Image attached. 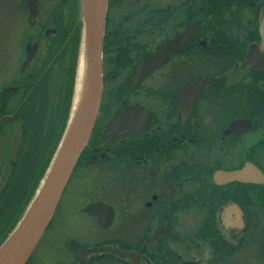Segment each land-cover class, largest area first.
I'll return each mask as SVG.
<instances>
[{"label": "flooded vegetation", "instance_id": "obj_1", "mask_svg": "<svg viewBox=\"0 0 264 264\" xmlns=\"http://www.w3.org/2000/svg\"><path fill=\"white\" fill-rule=\"evenodd\" d=\"M0 7V74L13 82L0 90L5 105L17 93L20 105L40 83L49 88L56 83L57 92L63 82L66 90L72 72L73 86L82 1L36 0L35 12L25 0H0ZM204 7L202 20L192 16L198 8L185 6V22H177L173 33L150 53L133 42L132 27L114 22L108 29L106 8L99 104L78 161L110 162L114 171L123 165L126 197L83 206L82 215L100 232L119 223V238L106 244L68 242L76 264L100 263L107 254L115 264H247L249 258L252 264L263 256L252 244L258 238L264 251V0H206ZM164 24L160 20L158 28ZM193 25L181 48L169 51L157 68L129 86L138 62ZM158 72L167 78L153 77ZM194 78L211 82L198 89L186 114L179 102L186 95L179 94ZM140 89L145 100L130 101ZM152 94H159L161 101L151 103ZM133 105L149 112L146 128L127 133L124 125L116 124L111 132L116 111ZM128 127L144 128L142 118L137 116ZM222 172L242 176L228 179ZM94 202L111 208L112 220L105 229L97 216L84 210ZM98 209L103 219L105 210ZM100 246L115 247L132 258L77 255L80 248Z\"/></svg>", "mask_w": 264, "mask_h": 264}, {"label": "rangeland", "instance_id": "obj_2", "mask_svg": "<svg viewBox=\"0 0 264 264\" xmlns=\"http://www.w3.org/2000/svg\"><path fill=\"white\" fill-rule=\"evenodd\" d=\"M206 0H108L107 5V27H113V23L123 22V26L132 27L134 33L133 42L140 48L145 47L147 53L153 52L161 43L163 37L170 36L175 30L177 22H185L183 12L185 6L192 5L200 16V11H204ZM181 4V5H180ZM204 15V14H203ZM126 16L128 20L126 21ZM206 19V18H205ZM209 19V17H207ZM165 21L164 28L159 29V21ZM84 30V18H82V29ZM4 43V29L1 23L0 7V64L3 62L1 52ZM145 51L142 49L141 53ZM136 51L133 52V56ZM141 55V54H140ZM205 62H198V65H204ZM209 66V65H208ZM199 69V68H198ZM202 70V69H199ZM164 72H158L153 77L162 79L167 78V74L160 77ZM185 78V75L182 79ZM184 81V80H183ZM6 82L4 76L0 74V90L2 87L12 85ZM136 92L135 97L130 101H144V94ZM48 93V110L56 103V83L52 82ZM143 93V92H142ZM154 93H158L155 88ZM73 88L70 100V110L66 120L61 139L58 142L54 154L50 161L42 170L36 182H32L34 167H29L27 161L18 164L17 158L20 154L21 131L19 123L8 122L2 126L0 131V244L7 238L10 232L17 225L21 217L34 202L47 174L49 173L54 158L66 135V127L73 107ZM15 97V98H14ZM13 99L8 101L5 110L14 112L18 106L20 93H17ZM143 99V100H142ZM151 103L159 102V94H152L149 97ZM79 104V102H78ZM78 108V107H77ZM80 110V109H79ZM36 111V110H35ZM46 112L41 113L39 121V131L44 130L46 124ZM36 114V112H35ZM36 121V117L34 119ZM27 127L33 128L30 124ZM35 129V128H34ZM31 130V131H32ZM24 139V138H23ZM22 139V140H23ZM28 146L25 149H27ZM41 149H37L36 154H40ZM77 162L73 172L61 195L52 221L44 232L43 236L33 249L26 264H76L74 251L67 247L68 242L74 241L75 244H106L111 239L119 238L117 234V225L107 231L97 230L93 220L82 215L83 206L94 200H103L108 203L115 202L116 198L126 197L127 178L125 167L118 166L115 171L110 162H100L98 164H86L82 161ZM15 161L17 164L15 165ZM33 163V162H32ZM31 188H30V187ZM124 239V238H123ZM264 241V240H263ZM263 243V242H262ZM255 252L263 254L260 259H256L252 264H264V251L260 240L257 238L252 244ZM251 252V248L246 250ZM104 261L96 264H115L108 254L103 257ZM248 260V259H247ZM251 264V259L246 262ZM238 264V263H236ZM244 264V263H243Z\"/></svg>", "mask_w": 264, "mask_h": 264}, {"label": "water", "instance_id": "obj_3", "mask_svg": "<svg viewBox=\"0 0 264 264\" xmlns=\"http://www.w3.org/2000/svg\"><path fill=\"white\" fill-rule=\"evenodd\" d=\"M85 21V57L86 67V98L80 109L77 122L58 149L51 169L47 174L34 202L21 217L17 225L0 245V264H25L33 249L43 236L77 163V160L87 144L90 131L93 126L95 114L100 97V70H101V46L104 30V18L107 0H81ZM31 12L36 11V0H25ZM194 25L189 27L181 35L168 40L166 45L157 50L152 56L138 62L132 69L129 86H134L147 73L157 68L169 51L178 50L191 37ZM28 60V57H27ZM26 60V61H27ZM211 80L203 78L191 79L179 94L186 95L182 102V110L186 108V114L192 106L198 89ZM137 116L142 118L144 128H129L135 122ZM149 112L137 105L123 107L116 111L109 129L114 132L116 124L124 125L127 133L146 128V120ZM226 178L239 179L242 176L238 172L220 173ZM264 181V177H261ZM98 208L105 210L103 219L97 214ZM85 212L91 216H97L101 229L108 227L112 220V211L101 202H94L85 207ZM104 212V211H102ZM92 253H112L122 258H132V255L118 250L112 246H100L95 248H80L78 257H84Z\"/></svg>", "mask_w": 264, "mask_h": 264}, {"label": "trees", "instance_id": "obj_4", "mask_svg": "<svg viewBox=\"0 0 264 264\" xmlns=\"http://www.w3.org/2000/svg\"><path fill=\"white\" fill-rule=\"evenodd\" d=\"M203 14L205 12H200L199 16L202 20L205 19V15ZM73 77L74 72L70 73L68 77L66 90H63L65 87V85L63 86V82L59 84V88L55 94L57 101L48 110V113L46 111L48 109V93L50 94V92L48 90L49 86L45 83L38 84L34 91L32 90V92L28 93L21 104L15 108L14 112H7L5 110L6 97L0 94V131L2 130V126L8 122L19 123L22 137L21 145L19 146L20 154L17 161L18 164L22 161H27L30 168L32 164V168L34 167L32 182H36L37 177H39L42 170L50 161L61 139L70 110ZM25 94L26 92L23 91L22 96L25 97ZM44 112H46L45 128L39 131L41 113L44 114ZM6 115H11V117H6ZM35 117L36 121H34ZM28 124H30L33 130L27 127ZM27 146L28 148L22 151ZM37 149H41L39 155L36 154ZM17 161L14 162L15 165Z\"/></svg>", "mask_w": 264, "mask_h": 264}, {"label": "bare ground", "instance_id": "obj_5", "mask_svg": "<svg viewBox=\"0 0 264 264\" xmlns=\"http://www.w3.org/2000/svg\"><path fill=\"white\" fill-rule=\"evenodd\" d=\"M86 67H87V62H86V57H85V31L83 30L81 33V48H80V54H79V60H78V65L76 69V75L74 79V90H73V96H74V101H73V107L71 110V114L69 116L68 124L66 127V135L65 137L73 131V127L75 126L77 122V118L79 115V112L82 107L83 101L86 98ZM79 102V104H78ZM78 107V108H77ZM9 264V263H8ZM15 264V263H13Z\"/></svg>", "mask_w": 264, "mask_h": 264}]
</instances>
